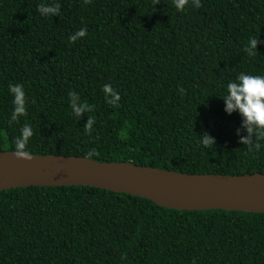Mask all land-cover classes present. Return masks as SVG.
Masks as SVG:
<instances>
[{
    "label": "trees",
    "instance_id": "1",
    "mask_svg": "<svg viewBox=\"0 0 264 264\" xmlns=\"http://www.w3.org/2000/svg\"><path fill=\"white\" fill-rule=\"evenodd\" d=\"M55 3L58 16L37 10ZM200 3L0 0V151L29 124L31 154L264 173V139L243 145L241 118L220 98L240 73L264 75V0ZM80 28L87 35L70 42ZM13 84L27 112L9 123ZM106 84L119 100L108 103ZM70 91L93 111L77 119ZM204 132L214 145L197 143ZM0 264H264V213L170 209L92 186L10 188L0 191Z\"/></svg>",
    "mask_w": 264,
    "mask_h": 264
},
{
    "label": "water",
    "instance_id": "2",
    "mask_svg": "<svg viewBox=\"0 0 264 264\" xmlns=\"http://www.w3.org/2000/svg\"><path fill=\"white\" fill-rule=\"evenodd\" d=\"M0 151V191L28 186H92L127 193L177 210L264 213V173L189 174L126 161Z\"/></svg>",
    "mask_w": 264,
    "mask_h": 264
},
{
    "label": "clouds",
    "instance_id": "3",
    "mask_svg": "<svg viewBox=\"0 0 264 264\" xmlns=\"http://www.w3.org/2000/svg\"><path fill=\"white\" fill-rule=\"evenodd\" d=\"M190 0H173V4L178 11H183L185 5L189 4ZM84 4L91 3V0H83ZM195 8L201 6L200 0H191ZM42 16H58L60 13V4L51 5L41 4L37 8ZM87 35V28H80L69 37L70 42H75L78 38H83ZM259 39H252L245 51L250 55L257 49ZM104 91L111 94L108 103H114L119 100V94L116 93L111 85H104ZM183 91V89H181ZM9 93L12 95L13 110L9 123L16 122L21 116L26 115V99L25 91L22 84L9 85ZM70 107L76 118L79 119L84 113L92 112L93 106L87 102H82L79 94L76 91L68 93ZM224 103V112L231 115L237 113L241 120L240 125L235 129L236 135L240 142L247 146L249 150L259 149L260 144L254 143V140L264 139V75H252L240 73L235 80L227 84L226 94L220 97ZM94 117H89L84 125V130L91 134ZM33 136L31 125L25 124L20 129V135L14 141V150L12 155L18 159L32 160V154L27 150V144ZM197 143L203 147L214 145V138L207 132L198 135ZM94 155V150L87 153V157L91 158Z\"/></svg>",
    "mask_w": 264,
    "mask_h": 264
}]
</instances>
